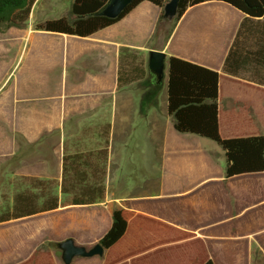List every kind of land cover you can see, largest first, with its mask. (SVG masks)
Listing matches in <instances>:
<instances>
[{"label":"crops","instance_id":"1","mask_svg":"<svg viewBox=\"0 0 264 264\" xmlns=\"http://www.w3.org/2000/svg\"><path fill=\"white\" fill-rule=\"evenodd\" d=\"M38 1L26 28L9 29L16 28L17 36L28 42L47 38L44 60L48 72L59 76L53 86H27L23 92L39 99L17 105L14 115L0 109V123L10 124V135L2 142L5 150H0V170L9 172L16 166L6 161L25 143L37 153L56 156L54 165L48 163L45 173L37 175L59 179L64 152L98 149L106 136L105 192L94 204L62 203L54 210L1 222L0 264L28 261L39 248L48 251L52 264H64L57 243L72 237L76 244L92 247L109 228L112 210L118 207L195 235L190 243L193 252L176 263L168 250L183 242L121 264H184L194 257L219 264L214 256L219 250L229 256L230 251L241 250L242 264H255L250 256L255 247L264 257V169L225 178L222 149L214 152L204 137L174 129L166 110V71L158 84L147 67L148 52L157 50L165 54L164 70L167 58L175 56L217 71L220 136L264 135V63L257 65L254 60V53L264 52V20L244 21V14L229 4L206 1L187 7L170 31L163 22L158 30L162 8L143 0L116 22L79 37L34 29L29 21ZM122 48L128 51L124 54ZM230 49L229 67L235 75L223 69ZM139 67L145 71L142 79L135 77L134 69ZM163 85L165 103L159 110L157 93ZM122 166L127 174L119 173ZM65 210H72L76 226L57 231L51 219L50 223L44 219L43 229L8 228ZM146 223L135 222L131 229L142 226L167 236L165 226ZM103 254L104 250L101 255L75 256L69 264H102Z\"/></svg>","mask_w":264,"mask_h":264},{"label":"trees","instance_id":"2","mask_svg":"<svg viewBox=\"0 0 264 264\" xmlns=\"http://www.w3.org/2000/svg\"><path fill=\"white\" fill-rule=\"evenodd\" d=\"M143 0H130L116 17L100 14L109 0H72L66 15L45 19L34 25V29L52 33H64L86 37L98 29L106 27ZM162 8L161 22L172 28L185 9L206 1H222L244 14V21L264 20V0H179L176 13L171 19L164 18L163 6L168 0H147ZM36 0H0V32L10 27L25 28L33 4ZM243 24V21H242ZM128 49L122 48V53ZM233 57L232 49L224 61V72L235 75L229 67ZM257 65L264 63L262 50L254 53ZM136 78L142 79L145 71L134 69ZM121 74V72H120ZM118 75V80L122 78ZM157 80V78H155ZM218 80L219 73L204 66L169 56L166 60V110L172 117L174 129L178 133H190L217 143L225 157L224 177L258 172L264 169V135L221 137L218 129ZM156 82V81H154ZM107 133V126L103 129ZM25 144V143H24ZM18 152H25V145ZM18 152L16 154H18ZM15 154V155H16ZM7 163H12V158ZM107 139L98 149L64 152L61 157L60 178L37 176H18L8 181L6 171H1L7 185L11 187L10 198H1L0 223L58 208L61 196L67 205H90L101 201L105 192V173L107 166ZM10 160V161H9ZM10 182V183H9ZM146 220L149 224H159L168 228L167 236L157 234V230L143 228L138 230L133 224ZM153 222V223H152ZM133 231L128 237L129 232ZM195 239L194 233L178 229L156 219L135 213L128 208H114L111 224L99 238L104 250L102 264H121L153 250L176 243ZM28 261L20 264H52L48 251L42 248L33 252ZM184 264H213L209 258H188Z\"/></svg>","mask_w":264,"mask_h":264},{"label":"rangeland","instance_id":"3","mask_svg":"<svg viewBox=\"0 0 264 264\" xmlns=\"http://www.w3.org/2000/svg\"><path fill=\"white\" fill-rule=\"evenodd\" d=\"M71 1L72 0H39L37 5L34 7V11L32 13L33 17L32 19H30L29 23L32 24V27L34 28V25L36 23L41 22L45 19L66 15L69 10ZM18 34L19 32L16 30V28L7 29L4 32H0V109L5 110V112H7L9 115L15 114L14 110H16L17 105H20L22 103L30 104L33 103L34 100L36 102V100L39 99L31 93L23 92L24 89H27V86H30V88H34L39 84L42 87L44 85H46L47 87L49 85L53 86L55 83V79H57L59 76V74L56 72H48V66L46 65V62L44 60V56L47 55L49 40L47 38H43L37 39V42H28V40H23L24 38L22 36H17ZM165 71L166 70H164V72ZM50 76L51 81L49 79ZM158 84H161V82L159 81ZM157 95L159 98L160 110L162 105L165 103H163V101L165 100L164 85L161 89L158 90ZM43 98L48 97H42L41 99ZM8 126H10V124L0 123V150H5L4 147L6 144L3 146L2 142L6 143V136L10 135V133L8 132ZM202 140H204V142H208V145L210 143L211 145H209V148H214V152H220L221 149L217 143L205 138ZM23 151L25 152H18V154H16L12 158V163L17 167L14 166L9 172H6L8 174V181H13L14 178L21 175L43 177L37 174L45 173V167L48 166V163H51L52 165H54L55 163L54 159H56V156L54 154H45L43 152L37 153L34 146L32 145L30 146L29 144H26ZM155 158H157V153H155ZM218 160L219 165H222L223 162L221 158H219ZM122 163L124 164L123 161ZM136 164L137 162H135V165ZM121 168H123V166ZM124 168L121 169V171L119 172L120 174L124 175L128 173V169ZM1 174L2 172H0V198L3 197L8 199L11 195V187L9 184L7 185V179H5L4 176L1 177ZM152 174L154 175V173ZM135 188L136 187H131L130 190H136ZM62 198L63 197L61 196V202L65 205V199ZM82 210L85 211L88 209ZM71 213L72 210L56 212L52 213L51 215H46L38 218L34 221L26 220L20 223L11 224L8 226V228L20 230L21 232L22 230L29 231L43 229L45 227L44 225H42L43 220L47 219V223H50V220L48 219H51V221L53 222V226L56 227V230L58 231L68 228L71 225L76 226L75 220L73 219V217L71 218ZM191 242L192 241H189L169 248L168 252L170 258H172L175 263L179 259H186L189 253L193 252V248L190 246ZM227 252L224 250H219L214 254L217 259H220L218 261L219 264H242L244 262L245 257L244 255L242 256L243 252L241 250L230 251L232 256H229V252ZM250 256L254 258L255 264H264V257H262V252L258 247L252 249V251L250 252Z\"/></svg>","mask_w":264,"mask_h":264},{"label":"water","instance_id":"4","mask_svg":"<svg viewBox=\"0 0 264 264\" xmlns=\"http://www.w3.org/2000/svg\"><path fill=\"white\" fill-rule=\"evenodd\" d=\"M179 0H168L163 6L164 18L171 19L177 9ZM130 0H109L102 8L100 14L108 17H116L124 9ZM148 70L155 75L157 80H161L165 68V54L162 51L150 50L147 60ZM61 250V260L64 264H69L75 256H92L101 255L103 247L99 243H95L92 247L86 248L83 245L76 244L72 237H67L57 243Z\"/></svg>","mask_w":264,"mask_h":264}]
</instances>
